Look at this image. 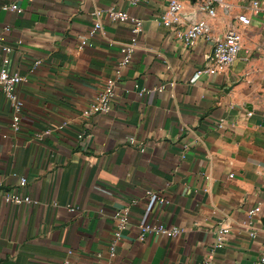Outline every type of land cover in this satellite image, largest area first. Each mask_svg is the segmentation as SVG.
I'll use <instances>...</instances> for the list:
<instances>
[{"label": "crops", "instance_id": "1", "mask_svg": "<svg viewBox=\"0 0 264 264\" xmlns=\"http://www.w3.org/2000/svg\"><path fill=\"white\" fill-rule=\"evenodd\" d=\"M180 1L183 26L206 19L213 36L240 31L244 48L225 72L191 81L214 43L203 37L185 46L162 22L169 0H0V35L14 48L7 56L0 50V67L24 78L19 132L0 88V189L38 201L0 196V264H191L211 253L212 264H257L264 249V15L253 13L254 0H227L232 14L217 8L215 16L200 12L196 0ZM12 2L22 11L2 8ZM110 7L141 18L143 31L111 111L83 116L116 76L132 35L131 22L109 18ZM97 9L103 29L91 35ZM125 207L129 224L112 256L114 214ZM144 222L182 233L140 239ZM221 226L230 232L218 245Z\"/></svg>", "mask_w": 264, "mask_h": 264}, {"label": "built area", "instance_id": "2", "mask_svg": "<svg viewBox=\"0 0 264 264\" xmlns=\"http://www.w3.org/2000/svg\"><path fill=\"white\" fill-rule=\"evenodd\" d=\"M149 0H129L133 5H137ZM197 8L200 12L206 13L209 16H215L217 8H221L224 15L232 14V4L227 0H196ZM5 10H15L18 12L22 11V8L16 2L5 3L2 6ZM254 14L264 15V1L254 0L251 5ZM109 18L113 21H129L132 23L133 27L131 29L132 35L128 42H125L121 46L120 58L117 62L115 68V77L106 79L101 90L93 98V100L87 105L83 110V116H92L98 114H107L111 111V103L115 96V89L118 82L122 76L123 69L131 64L133 56L138 47V35L143 31L144 22L141 18L136 16H130L128 12L119 10L115 7H110L105 10ZM97 16V21L91 30V35L97 33L103 29L101 22L102 11L97 9L94 11ZM183 7L180 0H169L168 8L162 15V22L168 27H173L175 29L176 35L181 39V41L187 47L194 46L200 38L210 39L214 43L213 53L211 60L208 62L207 67L199 69L195 72L191 81L194 82L200 78L203 73L216 74L220 72H225L236 60L239 53L243 50V38L240 31L235 27L231 26L221 37L213 36L212 26L206 19H194L188 25H184ZM8 30V26L5 28ZM2 36L0 35V50L5 54L9 55L13 50V46L2 41ZM87 43V40H82L80 48H82ZM24 78L16 72H11L7 66L3 65L0 67V88L5 93L6 97L9 99L12 105V123L11 128L15 132L21 130V117L23 114L24 102L18 97L17 89L19 85L23 82ZM149 92L148 89H142L139 91V95H144ZM252 115V112L248 113ZM64 127L60 125L56 128H47L42 132H37L35 138L42 139L47 134L55 133ZM84 133L79 134L81 139ZM133 143L134 140H131ZM141 150H144V146H141ZM28 184L26 177L20 178V186L25 187ZM149 197H156L160 203H168L162 194H158L154 191H148ZM0 196L6 202L9 203H38V201L32 200L30 196L21 195L17 191H2L0 189ZM69 210L77 209L73 205L69 204ZM261 206H257L249 211L251 217L258 215L261 212ZM129 207L119 209L115 212L114 218L116 221V227L110 240L109 248L112 256H115L117 245L122 239L123 232L126 230L129 224ZM140 239H144L148 234H158L167 235L171 238L178 237L182 233V229L177 225H166L161 222H144L140 224ZM230 229L227 226H221L217 229V240L218 245L222 244L226 236L229 234ZM254 236V233H252ZM72 251L69 250V254ZM214 257L209 254L206 258L201 261L194 262L191 264H212ZM66 264H70L71 261L67 259ZM75 264H91L84 261H77ZM257 264H264V249L262 250Z\"/></svg>", "mask_w": 264, "mask_h": 264}]
</instances>
